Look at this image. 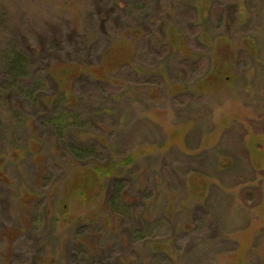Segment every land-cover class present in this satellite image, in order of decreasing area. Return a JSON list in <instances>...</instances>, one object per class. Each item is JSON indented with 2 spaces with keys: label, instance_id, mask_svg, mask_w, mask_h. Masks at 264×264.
I'll use <instances>...</instances> for the list:
<instances>
[{
  "label": "rangeland",
  "instance_id": "rangeland-1",
  "mask_svg": "<svg viewBox=\"0 0 264 264\" xmlns=\"http://www.w3.org/2000/svg\"><path fill=\"white\" fill-rule=\"evenodd\" d=\"M0 264H264V0H0Z\"/></svg>",
  "mask_w": 264,
  "mask_h": 264
},
{
  "label": "trees",
  "instance_id": "trees-1",
  "mask_svg": "<svg viewBox=\"0 0 264 264\" xmlns=\"http://www.w3.org/2000/svg\"><path fill=\"white\" fill-rule=\"evenodd\" d=\"M19 62H21V60L19 59Z\"/></svg>",
  "mask_w": 264,
  "mask_h": 264
}]
</instances>
